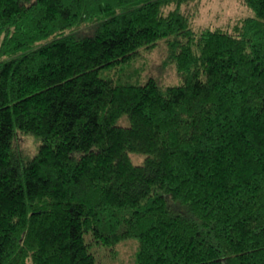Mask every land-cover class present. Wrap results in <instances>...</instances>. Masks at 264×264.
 <instances>
[{
  "label": "trees",
  "instance_id": "obj_1",
  "mask_svg": "<svg viewBox=\"0 0 264 264\" xmlns=\"http://www.w3.org/2000/svg\"><path fill=\"white\" fill-rule=\"evenodd\" d=\"M195 1L0 0V264H264V0ZM161 44L178 85L131 68Z\"/></svg>",
  "mask_w": 264,
  "mask_h": 264
},
{
  "label": "rangeland",
  "instance_id": "obj_2",
  "mask_svg": "<svg viewBox=\"0 0 264 264\" xmlns=\"http://www.w3.org/2000/svg\"><path fill=\"white\" fill-rule=\"evenodd\" d=\"M184 12L190 17L191 26L194 29L203 27H225L238 19L252 15L242 0H198L184 8ZM167 52L161 44L152 52L143 53L141 58L131 68L141 75L142 80L153 78L159 86L178 85L181 79L172 64L167 62ZM15 145L25 155L32 156L36 153L40 143L35 137L18 134ZM135 164H140L142 157L131 156ZM137 240L122 241L114 247L107 248L100 244H92V252L96 257V264H135V253L138 249Z\"/></svg>",
  "mask_w": 264,
  "mask_h": 264
}]
</instances>
